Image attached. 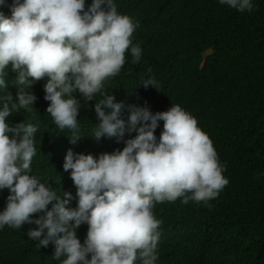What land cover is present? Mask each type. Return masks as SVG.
I'll use <instances>...</instances> for the list:
<instances>
[{
  "label": "clouds",
  "instance_id": "9594fccd",
  "mask_svg": "<svg viewBox=\"0 0 264 264\" xmlns=\"http://www.w3.org/2000/svg\"><path fill=\"white\" fill-rule=\"evenodd\" d=\"M88 3L0 0V190L6 195L0 228L47 246L58 264H157L161 220L154 206L179 198L211 207L228 180L209 136L179 104L152 112L106 90L108 82L127 86L135 79L148 51L137 40L139 21L116 0ZM218 3L239 12L254 7L252 0ZM139 85L156 87V81L149 75ZM33 103L47 105L44 113L60 132L68 130L70 144L85 136L80 103L94 109L86 135L95 140L119 142L135 131L111 152L66 150L62 169L75 186L74 208L72 192L32 172L39 121L14 113L32 112ZM81 223L87 224L83 242L76 230Z\"/></svg>",
  "mask_w": 264,
  "mask_h": 264
},
{
  "label": "trees",
  "instance_id": "16d2710c",
  "mask_svg": "<svg viewBox=\"0 0 264 264\" xmlns=\"http://www.w3.org/2000/svg\"><path fill=\"white\" fill-rule=\"evenodd\" d=\"M116 1L139 21L137 40L149 59L127 86L108 82L106 90L126 104L146 103L152 112L179 104L209 136L228 180L211 207L181 204L179 198L154 206L161 220L157 264H264V0H252L253 10L244 12L218 0ZM149 75L156 87L139 85ZM7 89L15 95L12 85ZM46 106L33 103L32 112L14 114L39 121L32 172L57 190L72 192L74 208L75 186L62 169L66 150L111 152L135 131L119 142L95 140L86 135L94 109L80 103L77 119L85 136L70 144L68 130L52 124ZM162 123L154 130L157 138ZM76 230L83 242L87 224ZM0 245V264H58L50 248L38 247L21 231H3Z\"/></svg>",
  "mask_w": 264,
  "mask_h": 264
},
{
  "label": "water",
  "instance_id": "95a60500",
  "mask_svg": "<svg viewBox=\"0 0 264 264\" xmlns=\"http://www.w3.org/2000/svg\"><path fill=\"white\" fill-rule=\"evenodd\" d=\"M4 191H5V189H3ZM3 190H0V202L1 201H3V199H2V197H4V196H6L3 192ZM2 208L5 206V203L4 202H2ZM49 207H50V205H49ZM0 210H2L1 208H0ZM5 230H13V231H15L16 229H13V228H10V227H8V226H4L3 228H0V244H1V240H2V235H3V231H5ZM1 246V245H0Z\"/></svg>",
  "mask_w": 264,
  "mask_h": 264
},
{
  "label": "bare ground",
  "instance_id": "6f19581e",
  "mask_svg": "<svg viewBox=\"0 0 264 264\" xmlns=\"http://www.w3.org/2000/svg\"><path fill=\"white\" fill-rule=\"evenodd\" d=\"M35 101V100H34Z\"/></svg>",
  "mask_w": 264,
  "mask_h": 264
}]
</instances>
